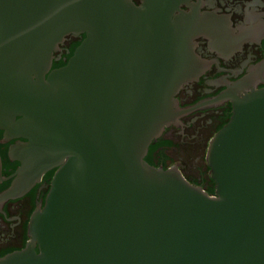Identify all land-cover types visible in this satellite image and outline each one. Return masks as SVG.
I'll return each mask as SVG.
<instances>
[{"label":"water","instance_id":"obj_1","mask_svg":"<svg viewBox=\"0 0 264 264\" xmlns=\"http://www.w3.org/2000/svg\"><path fill=\"white\" fill-rule=\"evenodd\" d=\"M186 2L0 0L2 143L25 141L11 149L21 167L0 213L57 169L26 247L0 264H264V62L181 107L180 91L207 69ZM83 35L53 69L66 38ZM228 100L233 115L206 156L215 196L146 161L166 129Z\"/></svg>","mask_w":264,"mask_h":264},{"label":"flooded vegetation","instance_id":"obj_2","mask_svg":"<svg viewBox=\"0 0 264 264\" xmlns=\"http://www.w3.org/2000/svg\"><path fill=\"white\" fill-rule=\"evenodd\" d=\"M133 1L141 5V0ZM181 10L187 15L196 14L202 22L204 33L192 44L195 55L207 65L199 80L184 86L177 96L181 107L188 108L227 93L264 62V0H187ZM84 39V35L67 37L55 54L54 63L67 62L71 48ZM262 88L263 82L258 85V89ZM232 115L233 103L228 100L184 116L181 126H171L155 141L158 147L155 164L166 170L177 168L192 185L206 192L214 189V195L207 193L215 196L216 184L210 177L206 156L211 140ZM2 142L3 137L0 140L3 154H0L7 181L0 185V194L11 186L21 167L19 161L12 159L11 149L25 141ZM161 142L171 144L161 145ZM56 172L57 169L47 173L24 197L5 204L0 213V255L26 247L30 218L45 204Z\"/></svg>","mask_w":264,"mask_h":264},{"label":"trees","instance_id":"obj_3","mask_svg":"<svg viewBox=\"0 0 264 264\" xmlns=\"http://www.w3.org/2000/svg\"><path fill=\"white\" fill-rule=\"evenodd\" d=\"M80 44H81V42L75 43V45L71 48V53H70L69 56H67L68 61H69V59L74 55L75 50L77 49V47H78ZM68 61H67V62H63V61H61V62H55L54 65H53V68H54V69H58V68L64 67V66L67 65ZM223 127H224V126H222V127L220 128V130H221ZM2 137H3V132L0 131V140L2 139ZM156 142H157V141H156ZM156 142H154V143L150 146L149 153H148V155H147V157H146V161H147L151 166H154V167H156V168H159V166H157V165L155 164V162H154V160H155V158H156L155 153H156V151H157V149H158V147L155 146ZM170 144H171V143H169V142H161V145H170ZM1 147H2V146H1V144H0V153L3 154ZM164 169L166 170V168H164ZM207 192H208L210 195H214V194H215V190H214V189L208 190ZM37 251H38V250H37ZM5 255H7V254H1L0 257H3V256H5Z\"/></svg>","mask_w":264,"mask_h":264}]
</instances>
